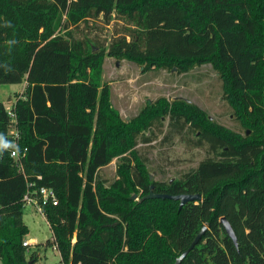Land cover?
I'll return each mask as SVG.
<instances>
[{
  "label": "trees",
  "instance_id": "trees-1",
  "mask_svg": "<svg viewBox=\"0 0 264 264\" xmlns=\"http://www.w3.org/2000/svg\"><path fill=\"white\" fill-rule=\"evenodd\" d=\"M107 56L177 74L211 63L254 128L251 136L232 140L203 126L193 112L197 106L183 98L150 116L146 126L155 131L133 132L134 145L180 137L210 155L181 177L153 184L157 193H200L202 199L180 208L177 200L143 197L136 209L155 203V231L150 224L139 236L132 213L119 212L126 229L113 224L109 213L118 211L110 210L114 199L100 178L118 156L112 140L93 130L95 114L100 128L104 119L111 122L103 113H114L103 80ZM25 82L16 101L21 146L28 148L25 175L9 150H0L1 264L37 263V251L24 246L28 183L57 193L58 204L44 207L54 238L47 243L59 248L60 264H176L204 226L181 264H264V0H0V84ZM9 125L0 102L6 143ZM124 159L108 189L128 194L132 175L150 193L142 170Z\"/></svg>",
  "mask_w": 264,
  "mask_h": 264
},
{
  "label": "rangeland",
  "instance_id": "rangeland-1",
  "mask_svg": "<svg viewBox=\"0 0 264 264\" xmlns=\"http://www.w3.org/2000/svg\"><path fill=\"white\" fill-rule=\"evenodd\" d=\"M112 30L111 25L107 33L111 34ZM105 60L103 80L110 84V101L114 113H103L105 117H110L111 122L104 119L100 128H96L95 114L93 130L95 135L101 133L112 140L118 156L101 169L100 178L103 179L104 188L108 190L106 194L114 199L109 201L110 210L118 211V214L109 213L113 224L121 222L126 229L127 225L124 226L119 212L132 213L134 219L131 224L136 228L133 231L139 236L147 226L153 225L155 203L149 202L150 204H143L141 209H136L138 202L149 193L137 187L132 175L128 177V194L108 189L119 179L118 164H122L124 158L131 159L132 166L142 170L145 184L150 186L155 182L181 177L210 155L206 147H193L180 137L163 141L161 135L151 143L139 142L134 145L131 138L133 132H146L149 135L155 131V125L146 126L150 116L159 114L168 106L174 107V99L183 98L191 100L197 106L198 110L193 112L203 126L224 133L232 140L251 136L254 128L249 125L248 110L240 102L239 96L230 90L211 63L197 66L188 73L177 74L167 70L145 71L142 60L118 61L110 56ZM24 88L25 83L0 84V102L9 106L22 95ZM224 92L229 94V99ZM163 122L167 126L169 117ZM193 136L191 133L185 138L187 140ZM133 196L136 198L133 199ZM23 219L29 229L26 239L34 243L30 246L31 250L37 251L36 264H60L61 252L58 247L47 243L48 239H54L53 233L37 206L26 204ZM153 229L155 231V225Z\"/></svg>",
  "mask_w": 264,
  "mask_h": 264
},
{
  "label": "built area",
  "instance_id": "built-area-1",
  "mask_svg": "<svg viewBox=\"0 0 264 264\" xmlns=\"http://www.w3.org/2000/svg\"><path fill=\"white\" fill-rule=\"evenodd\" d=\"M26 85V82H25ZM16 101H13L10 103L9 106L5 105L6 111L10 118V125L7 131L6 140H8V144L12 145L11 147H7V150H9L11 157L13 158V161L15 165L18 167L19 171H21L25 175V168H24V159L27 154V147L21 146V132L18 126V117L16 113ZM41 178V176H39ZM32 183H28V190L24 194L23 202L24 205L31 204L35 205L38 208V211L42 214L44 219L48 222L47 218V212L45 210V205L48 203H52L53 205L58 204V196L54 188L49 186H41L40 188H37L35 190L31 189ZM49 224V222H48ZM76 240V236L73 238V243ZM34 245V243L30 240L24 241V246H31ZM54 247H57V245H54ZM62 264H65L64 262Z\"/></svg>",
  "mask_w": 264,
  "mask_h": 264
},
{
  "label": "water",
  "instance_id": "water-1",
  "mask_svg": "<svg viewBox=\"0 0 264 264\" xmlns=\"http://www.w3.org/2000/svg\"><path fill=\"white\" fill-rule=\"evenodd\" d=\"M187 101H191L189 99H186ZM173 181V180H171ZM155 185H151L150 193L146 195L144 198L151 199V198H162V199H172L180 201L179 207L182 208L185 204L191 201H200L202 199V195L200 193L197 194H190V193H184V194H169V193H157L154 191ZM136 198V196H133V199ZM221 223L225 227V230L229 237L237 244V236L236 233L230 223V221L227 219L226 216H222L220 218ZM207 229V226H204L202 231L197 235L195 240L192 242L190 247L185 250L182 255L177 259L176 264H181L182 260L186 257V255L200 242L202 236L204 235L205 231Z\"/></svg>",
  "mask_w": 264,
  "mask_h": 264
},
{
  "label": "clouds",
  "instance_id": "clouds-1",
  "mask_svg": "<svg viewBox=\"0 0 264 264\" xmlns=\"http://www.w3.org/2000/svg\"><path fill=\"white\" fill-rule=\"evenodd\" d=\"M12 145H9L8 143H6L3 138H0V150H2L3 148H7V147H11Z\"/></svg>",
  "mask_w": 264,
  "mask_h": 264
},
{
  "label": "crops",
  "instance_id": "crops-1",
  "mask_svg": "<svg viewBox=\"0 0 264 264\" xmlns=\"http://www.w3.org/2000/svg\"><path fill=\"white\" fill-rule=\"evenodd\" d=\"M108 57V56H107ZM105 62H106V60H105ZM104 66H105V63H104Z\"/></svg>",
  "mask_w": 264,
  "mask_h": 264
}]
</instances>
